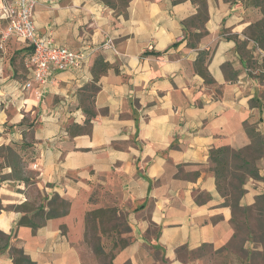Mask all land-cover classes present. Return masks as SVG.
Here are the masks:
<instances>
[{
    "label": "crops",
    "instance_id": "1",
    "mask_svg": "<svg viewBox=\"0 0 264 264\" xmlns=\"http://www.w3.org/2000/svg\"><path fill=\"white\" fill-rule=\"evenodd\" d=\"M261 17L241 0H36L37 35L83 59L25 88L31 47L0 46V264H91L85 215L106 205L128 228L113 264L205 246L264 264Z\"/></svg>",
    "mask_w": 264,
    "mask_h": 264
},
{
    "label": "built area",
    "instance_id": "2",
    "mask_svg": "<svg viewBox=\"0 0 264 264\" xmlns=\"http://www.w3.org/2000/svg\"><path fill=\"white\" fill-rule=\"evenodd\" d=\"M35 3L36 0H0V18L7 21L0 36V46L14 36L31 47L28 63L32 78L24 84L25 88H30L32 82L44 84L55 70L78 68L83 59L80 52L37 35L33 19Z\"/></svg>",
    "mask_w": 264,
    "mask_h": 264
},
{
    "label": "rangeland",
    "instance_id": "3",
    "mask_svg": "<svg viewBox=\"0 0 264 264\" xmlns=\"http://www.w3.org/2000/svg\"><path fill=\"white\" fill-rule=\"evenodd\" d=\"M100 208L104 211L93 215L94 220L86 222L85 241L92 249L94 246H100L103 249L99 254L93 251L94 259L91 264H113L116 252L122 246L123 241L127 240L124 231L126 223L122 213H117L116 207L106 205ZM240 257L239 252L233 256L231 250L224 252L205 246L187 253L184 264H241Z\"/></svg>",
    "mask_w": 264,
    "mask_h": 264
},
{
    "label": "trees",
    "instance_id": "4",
    "mask_svg": "<svg viewBox=\"0 0 264 264\" xmlns=\"http://www.w3.org/2000/svg\"><path fill=\"white\" fill-rule=\"evenodd\" d=\"M203 1V0H201ZM243 2V4L245 6H252V7H256L260 10V12L262 13V17L260 20L251 23L248 28H247V36L248 38L252 39L255 43V46L258 47L259 49L264 50V0H241ZM207 81H209V78H205ZM91 115H89L88 117V121L90 120ZM225 151L224 148H219V149H214L210 151V160L216 162V180L218 183V187L221 189V180L224 179L223 177V173L219 170L218 166L223 163V160L219 159L218 157H220L221 155L224 156L223 152ZM240 181L243 180V177L239 176L237 177ZM54 202L56 203V205H61V206H66V203L64 201L62 202H58L57 200H54ZM104 210L99 208V209H94L91 211L86 212V222L89 220H94L93 215H96L98 212H103ZM113 211V210H111ZM60 211L57 210H50L47 212L46 217L54 215V214H58ZM127 226H125V232L127 231ZM5 238L4 234L0 232V240H3ZM128 243V239L123 241L122 246L120 247V249H122L126 244ZM93 251L95 254H99L102 253L103 249L100 246H94L93 247ZM119 249V250H120ZM118 250V251H119ZM16 261H18V263L20 264H34L33 262H31L28 258H26L24 255H22L20 252H18V257L16 259Z\"/></svg>",
    "mask_w": 264,
    "mask_h": 264
}]
</instances>
